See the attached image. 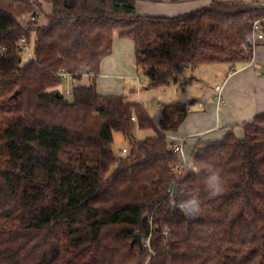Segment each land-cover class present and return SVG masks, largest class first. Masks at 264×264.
I'll return each instance as SVG.
<instances>
[{"label":"trees","instance_id":"obj_1","mask_svg":"<svg viewBox=\"0 0 264 264\" xmlns=\"http://www.w3.org/2000/svg\"><path fill=\"white\" fill-rule=\"evenodd\" d=\"M48 1L39 25L38 0H0V264H144L147 238L149 264H264V113L241 137L198 141L183 165L170 138L187 103L160 104L155 126L139 103L100 95L94 82L72 85L70 99L57 90L61 69L71 83L95 80L115 34L134 44L148 88L183 89L201 65L250 61L264 8L212 0L152 17L137 14L136 0ZM22 38L32 44L26 62ZM135 127L154 136L136 140ZM115 133L130 145L120 155ZM136 234L141 246L131 245Z\"/></svg>","mask_w":264,"mask_h":264},{"label":"crops","instance_id":"obj_2","mask_svg":"<svg viewBox=\"0 0 264 264\" xmlns=\"http://www.w3.org/2000/svg\"><path fill=\"white\" fill-rule=\"evenodd\" d=\"M211 1L136 0L135 9L140 16L174 17L207 7ZM256 2L264 8V0H256ZM113 42H115V46ZM117 52L120 54L118 57H116ZM112 54V58L103 62L106 57H110ZM133 54L134 44L132 41L121 39L115 34L111 53L104 57L100 63L101 80L98 87L103 92L99 93L100 95L124 96L128 101L135 102L125 94L124 90L125 79L138 69L136 63L135 66L132 64L131 56ZM199 67L195 70H198ZM225 67L220 75L217 72L214 74L215 80L217 76L221 78L223 76L213 86H222L221 102H217L212 90L202 92L201 95L205 97V101H211L205 104L198 102L193 106L188 105V114L183 124L177 134L171 137L184 138L183 147L186 158L190 157L198 141L221 140L227 131H233L238 137L243 136L242 125L252 121L256 115L264 113V41L255 42L249 62L238 63L233 67L226 65ZM98 75L95 80L91 79V83L94 82L95 87ZM66 83L70 86L71 82ZM80 84L83 83L80 82ZM100 91L97 90V92ZM194 96H199V94H194ZM171 138L170 140H172Z\"/></svg>","mask_w":264,"mask_h":264},{"label":"rangeland","instance_id":"obj_3","mask_svg":"<svg viewBox=\"0 0 264 264\" xmlns=\"http://www.w3.org/2000/svg\"><path fill=\"white\" fill-rule=\"evenodd\" d=\"M40 2L41 11L37 16V23L41 25L42 23L45 24L46 21V14L49 13L50 5L48 0H38ZM29 15H24L20 17V21L26 23L28 22ZM115 46V42H113ZM32 49V44L29 45ZM120 54L118 52L116 53V57H118ZM26 52L23 51L22 57L25 58ZM113 57V54L110 57H106L103 62H106V60H109ZM132 58V64L135 66V58L134 54L131 56ZM102 62V63H103ZM224 66V67H223ZM225 65L221 64H213V65H201L198 70H194L190 72L189 74L191 76H194L195 81L194 83L186 85L183 89L179 86L178 83L170 84L168 86H157V87H147V80L143 76L140 69H136L133 74L128 76V78L125 79L124 84V90L125 94L129 95L132 100H135L136 103H139L148 113L149 117L153 121L155 126H158L159 119L161 117L160 112V104L162 103H170V102H184L188 105H195L196 103L200 102L202 104H205L207 102H210L211 100L205 101V97L201 95L202 92L212 90L213 93L216 96V92L214 90V84L217 81H220L222 78L220 76H217L216 80L214 79V74L217 72L219 75L221 71L226 68ZM217 74V75H218ZM86 78L81 77L80 82L83 84H80V82L72 81L73 83L67 84L66 82L61 83L57 90L61 92L62 95H64V91L67 88H72V85H85L84 82ZM100 72L96 79V89L100 91L98 84H100ZM71 82V80H70ZM89 82L88 80L86 81ZM112 82V81H111ZM89 85V84H88ZM102 94L103 92H98ZM194 94H199V96H194ZM65 96V95H64ZM67 99H70L69 96H65ZM198 99L197 101L194 99ZM222 98V96H221ZM130 100V99H129ZM154 136V131L152 129H139L138 127H135L134 131V137L136 140L145 139L147 137ZM188 145V144H186ZM130 148V145L127 140H125L120 134L115 133L114 134V141L112 144V149L114 153L120 155V151L122 149L128 150Z\"/></svg>","mask_w":264,"mask_h":264},{"label":"built area","instance_id":"obj_4","mask_svg":"<svg viewBox=\"0 0 264 264\" xmlns=\"http://www.w3.org/2000/svg\"><path fill=\"white\" fill-rule=\"evenodd\" d=\"M252 40L253 42L255 43L256 41H264V26H262L258 21L254 22L252 24ZM19 45H20V48H21V51H22V54H23V51L26 52V56L25 58H23V61H28L31 57H32V52L33 50L31 49V47H29L28 43H27V40L25 38H22L19 42ZM58 77L59 79L62 81V82H69L70 79H71V75L65 71L64 69H61L58 73ZM81 77H84L86 78L85 80L89 81L88 83L85 81L84 84L85 86H88V84L90 85L91 84V79H92V75L90 74H82ZM214 90L216 92V99H217V102H221V96H222V86H216L214 87ZM64 95L65 96H70L71 95V90L70 89H66L64 91ZM131 120L134 121V117L132 116L131 117ZM172 141H174L173 143V152L176 153L179 157V159L183 162V165L186 164V157H185V152H184V138H179V139H175V138H171ZM123 153L126 152L125 149L122 150ZM195 170V169H194ZM165 233H167L165 231ZM142 246L148 250V257L146 259V261L144 262V264H149V260L151 258V256L153 255V253L151 252V249H150V243H149V238H147L146 240H144L142 242Z\"/></svg>","mask_w":264,"mask_h":264},{"label":"clouds","instance_id":"obj_5","mask_svg":"<svg viewBox=\"0 0 264 264\" xmlns=\"http://www.w3.org/2000/svg\"><path fill=\"white\" fill-rule=\"evenodd\" d=\"M209 187L212 190V194H218L221 191L220 176L218 173H213L210 177Z\"/></svg>","mask_w":264,"mask_h":264},{"label":"water","instance_id":"obj_6","mask_svg":"<svg viewBox=\"0 0 264 264\" xmlns=\"http://www.w3.org/2000/svg\"><path fill=\"white\" fill-rule=\"evenodd\" d=\"M196 171V170H195ZM188 217V215H186ZM137 244L138 246H141V238L138 234L134 235L131 245Z\"/></svg>","mask_w":264,"mask_h":264}]
</instances>
